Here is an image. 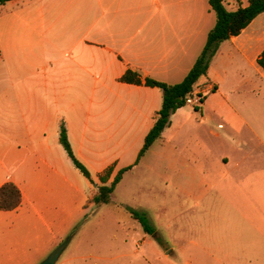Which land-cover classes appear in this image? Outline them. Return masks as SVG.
<instances>
[{"label": "crops", "instance_id": "crops-1", "mask_svg": "<svg viewBox=\"0 0 264 264\" xmlns=\"http://www.w3.org/2000/svg\"><path fill=\"white\" fill-rule=\"evenodd\" d=\"M249 1L225 4L233 11ZM216 24L209 0H13L0 5V189L14 183L22 193L18 209L0 210V264H39L70 237L67 247L93 246L106 217L121 225L119 211L140 230L121 209L131 207L124 200L112 199L106 205L111 211L97 214L101 206L92 199L98 185L61 144L63 124L74 155L93 180L109 167L114 170L110 181L133 167L114 195L131 200L127 182L139 170L145 177L161 173L165 180L174 176L162 172L176 171L181 174L177 182L191 173L193 187L222 193L212 200L230 214L263 221L264 69L258 61L264 52V13L221 44L207 75L195 85L194 91H208L203 104L178 110L162 139L138 162L164 98L162 89L146 81L182 83ZM58 26L79 32L58 43ZM58 45H69L77 56L63 59ZM128 71L142 84L122 82ZM74 73L96 77L97 91L105 92L98 101L103 116L92 118L86 102L72 99ZM109 107L115 112L111 120ZM188 127L192 130L185 131ZM169 138L176 140V154L167 150Z\"/></svg>", "mask_w": 264, "mask_h": 264}, {"label": "rangeland", "instance_id": "rangeland-1", "mask_svg": "<svg viewBox=\"0 0 264 264\" xmlns=\"http://www.w3.org/2000/svg\"><path fill=\"white\" fill-rule=\"evenodd\" d=\"M56 31L59 43L73 38L79 29L58 26ZM70 50L69 45H58L56 53L63 59L71 60L78 53ZM71 85L72 99L86 102L92 118H97L98 113L104 115L103 110L98 108V101L105 99V92L97 91L100 83L96 77L74 73ZM114 115V110L109 107V119H113ZM188 130L192 128H185V131ZM177 148L176 140L171 142L169 138L167 150L176 154ZM172 157L176 159L175 155ZM140 171L127 182L132 192L131 200L124 199L120 193L113 194L112 199L116 203L124 200L131 206L129 208L145 214L155 233L144 234L138 220L136 225L140 230L132 229L128 224L129 216L125 218L119 211L117 220L120 226L106 217L99 226L100 235L93 246L67 247L57 264H220L216 259L225 264H264V219L245 220L230 214L223 203L212 200L222 196V193L214 187H193L191 173L184 182H177L176 176L181 174H176V171L162 172L174 176L170 180L162 178L161 173L145 177ZM94 181L98 187L101 186L98 177ZM126 208L128 206L121 209L127 212ZM110 209L103 205L96 212L102 215ZM120 227H124L128 235ZM143 238H147L146 242L139 244ZM124 239L128 242L125 243Z\"/></svg>", "mask_w": 264, "mask_h": 264}, {"label": "trees", "instance_id": "trees-1", "mask_svg": "<svg viewBox=\"0 0 264 264\" xmlns=\"http://www.w3.org/2000/svg\"><path fill=\"white\" fill-rule=\"evenodd\" d=\"M13 0H0V5H4ZM211 7L216 12L217 24L209 33L207 44L194 65L191 72L182 83L177 85H168L153 80H147L146 85L149 87H158L164 93L163 106L158 112L157 121L145 139L139 160L148 152L155 142L162 139L164 131L171 125L172 116L180 109L187 106V97L194 91L195 85L201 77L206 76L213 58L217 54L221 44L233 37L239 36L259 15L264 13V0H250L247 7H239L237 10L230 11L227 9L225 0H209ZM259 65L264 69V52L259 58ZM122 82L141 85L142 80L138 74L128 71L122 78ZM60 142L74 162L75 166L82 174L93 184L89 170L74 155L71 143L68 138V132L63 124L60 133ZM133 167L121 170L110 183L113 175V167H109L104 173L98 176L101 186L98 187L97 194L93 197L92 203L97 206L112 204V196L123 180L124 175L131 171ZM22 205L21 190L14 183H6L0 189V210L11 212L18 209ZM126 210L132 217L139 221L146 234H154L155 229L151 225L145 214L134 211L131 208Z\"/></svg>", "mask_w": 264, "mask_h": 264}, {"label": "water", "instance_id": "water-1", "mask_svg": "<svg viewBox=\"0 0 264 264\" xmlns=\"http://www.w3.org/2000/svg\"><path fill=\"white\" fill-rule=\"evenodd\" d=\"M70 241H71V237L62 245L57 247L54 251H52V253H50L48 257L45 258L40 264H57L62 256V253L64 252V250H66L67 245L69 244Z\"/></svg>", "mask_w": 264, "mask_h": 264}, {"label": "built area", "instance_id": "built-area-1", "mask_svg": "<svg viewBox=\"0 0 264 264\" xmlns=\"http://www.w3.org/2000/svg\"><path fill=\"white\" fill-rule=\"evenodd\" d=\"M207 94H208V91H206V90L193 91L187 97L186 103H187V105L194 106V107L202 105Z\"/></svg>", "mask_w": 264, "mask_h": 264}]
</instances>
